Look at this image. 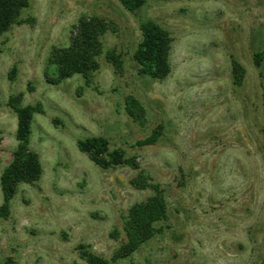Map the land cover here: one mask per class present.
I'll list each match as a JSON object with an SVG mask.
<instances>
[{
  "label": "rangeland",
  "instance_id": "obj_1",
  "mask_svg": "<svg viewBox=\"0 0 264 264\" xmlns=\"http://www.w3.org/2000/svg\"><path fill=\"white\" fill-rule=\"evenodd\" d=\"M29 2L24 22L0 37V179L18 146L9 100L19 94L44 109L30 142L44 173L19 185L0 220V264H87L82 246L111 261L128 241L131 208L156 195L166 214L155 234L115 264H264V0H148L135 13L118 0ZM84 17L105 24L99 70L89 86L80 75L54 85L51 54ZM148 20L172 40L162 80L134 60ZM156 131L154 145H137ZM92 137L139 167H98L78 149Z\"/></svg>",
  "mask_w": 264,
  "mask_h": 264
},
{
  "label": "trees",
  "instance_id": "obj_2",
  "mask_svg": "<svg viewBox=\"0 0 264 264\" xmlns=\"http://www.w3.org/2000/svg\"><path fill=\"white\" fill-rule=\"evenodd\" d=\"M129 12L135 13L146 5L148 0H118ZM30 5L29 0H0V37L8 33L15 25L22 24V13ZM143 40L134 53V60L139 65V74L151 79L162 80L171 73L169 54L171 49V37L167 31L153 21H143L140 25ZM105 32L104 22L97 17L82 18L75 30L71 44L65 48L53 50L50 63L55 66V78L49 76L48 80L54 85L74 77L82 76L84 84H91L92 75L99 70L98 58L102 54L101 35ZM255 66L261 69L263 54L255 53ZM234 83L241 85L245 75L244 69L235 59L232 60ZM17 69L9 74L13 79ZM263 81V107H264V76ZM28 91L32 92L30 83ZM23 94L12 96L9 106L17 115L16 140L18 146L13 152L11 163L4 169L1 175V189L3 203L0 206V220H7L11 214V202L17 194L20 184H35L43 177V166L38 153L30 147L32 136V124L35 114H43L42 104L23 105ZM136 102L128 101V112L135 116ZM160 137L156 131L151 136L137 142L140 147L154 145ZM78 149L86 154L89 159L102 169L119 166H129L137 169L138 162L134 157H127L123 150L110 149L109 140L105 137H92L78 141ZM133 184L143 188L140 181ZM157 188L156 185H154ZM166 214L165 200L161 195H156L148 201L137 204L129 211L125 226L128 241L122 245L115 257L110 261L93 253L88 246L80 247V255L87 264H115L118 259L129 257L141 244L147 242L156 232L155 225Z\"/></svg>",
  "mask_w": 264,
  "mask_h": 264
}]
</instances>
